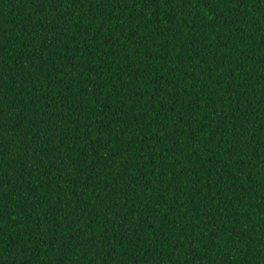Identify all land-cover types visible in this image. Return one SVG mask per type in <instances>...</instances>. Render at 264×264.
I'll return each instance as SVG.
<instances>
[{"label":"trees","instance_id":"16d2710c","mask_svg":"<svg viewBox=\"0 0 264 264\" xmlns=\"http://www.w3.org/2000/svg\"><path fill=\"white\" fill-rule=\"evenodd\" d=\"M0 264H264V0H0Z\"/></svg>","mask_w":264,"mask_h":264}]
</instances>
